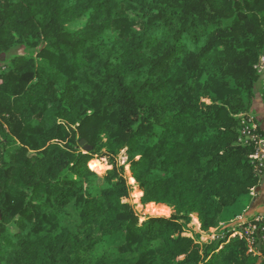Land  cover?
Returning a JSON list of instances; mask_svg holds the SVG:
<instances>
[{
  "label": "trees",
  "instance_id": "16d2710c",
  "mask_svg": "<svg viewBox=\"0 0 264 264\" xmlns=\"http://www.w3.org/2000/svg\"><path fill=\"white\" fill-rule=\"evenodd\" d=\"M3 54L0 264L258 263L221 224L260 186L264 0H0Z\"/></svg>",
  "mask_w": 264,
  "mask_h": 264
},
{
  "label": "built area",
  "instance_id": "2783aa9c",
  "mask_svg": "<svg viewBox=\"0 0 264 264\" xmlns=\"http://www.w3.org/2000/svg\"><path fill=\"white\" fill-rule=\"evenodd\" d=\"M239 141L252 146L255 150L251 156L259 177L264 176V139L253 115L241 116ZM239 221V220H238ZM236 222L230 230V238L243 239L249 253L258 258V264H264V210L244 222ZM235 236V237H234Z\"/></svg>",
  "mask_w": 264,
  "mask_h": 264
},
{
  "label": "rangeland",
  "instance_id": "374dc122",
  "mask_svg": "<svg viewBox=\"0 0 264 264\" xmlns=\"http://www.w3.org/2000/svg\"><path fill=\"white\" fill-rule=\"evenodd\" d=\"M7 57H8V54H3L0 56V68H2L6 64ZM260 87H261V82H259V84H257V88L260 89ZM244 115H246V114H244ZM244 115H240V117L244 116ZM116 162H117L118 166H124L125 167V169H124L125 171L123 173V176H124L127 184L130 186H133V187H131L129 198L126 200V202H128L130 205L133 206L135 212L137 213L138 217L140 218V222H144L147 218H152V217L169 218L171 215V212L167 207L160 206V205H154V204H150L148 206H142L140 204V198L142 196V193L136 187H134L135 182L131 178V174L128 170V166L125 164L126 158L124 157L123 151L118 154V156L116 158ZM92 166L95 167L93 169L96 170L97 172H99V174H104L107 170L110 169V167L108 166V163L105 159L93 161ZM250 201H251V199L249 201H247L245 204H243L241 206V208L238 210V212L243 214L245 212V210L247 209V207L250 205ZM243 220H244L243 217H241V215H239L235 219L231 220L230 222L222 223L221 229L227 228V229H229L228 231H230L233 228V224H236L237 221L242 223V222H244ZM189 227L191 228V231L199 232V224H198L197 219L194 216L191 217V223H190ZM191 231H187L186 235L192 237L193 234ZM213 233H214V230L210 231L209 234H213ZM200 234H201V240H206L209 238V235H206L204 233H200ZM229 239H231L230 236H229Z\"/></svg>",
  "mask_w": 264,
  "mask_h": 264
},
{
  "label": "crops",
  "instance_id": "0c3cea01",
  "mask_svg": "<svg viewBox=\"0 0 264 264\" xmlns=\"http://www.w3.org/2000/svg\"><path fill=\"white\" fill-rule=\"evenodd\" d=\"M249 114L254 116L256 124L259 128V133L264 139V104L259 93L255 96L254 103ZM262 210H264V176L260 177V186L257 187L251 194L250 205L247 207L245 212L241 214V217H243L244 220H248L252 216L260 213Z\"/></svg>",
  "mask_w": 264,
  "mask_h": 264
},
{
  "label": "water",
  "instance_id": "95a60500",
  "mask_svg": "<svg viewBox=\"0 0 264 264\" xmlns=\"http://www.w3.org/2000/svg\"><path fill=\"white\" fill-rule=\"evenodd\" d=\"M79 144H80L81 146H83V149H84V150H89V147L86 146V145H84V144H85V141H84V140H80V141H79Z\"/></svg>",
  "mask_w": 264,
  "mask_h": 264
}]
</instances>
